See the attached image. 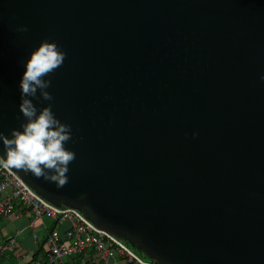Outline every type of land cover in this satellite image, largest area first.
<instances>
[{
    "label": "water",
    "instance_id": "95a60500",
    "mask_svg": "<svg viewBox=\"0 0 264 264\" xmlns=\"http://www.w3.org/2000/svg\"><path fill=\"white\" fill-rule=\"evenodd\" d=\"M42 40L75 158L60 188L12 169L156 264H264V0H0L5 135Z\"/></svg>",
    "mask_w": 264,
    "mask_h": 264
},
{
    "label": "clouds",
    "instance_id": "9594fccd",
    "mask_svg": "<svg viewBox=\"0 0 264 264\" xmlns=\"http://www.w3.org/2000/svg\"><path fill=\"white\" fill-rule=\"evenodd\" d=\"M26 25H18L16 31L26 32ZM66 53L56 41L42 40L32 49L23 62L18 81L19 128H12L8 135L0 132V167L14 168L43 178L57 188L68 182V165L75 158L67 143L73 139L71 126L62 122L52 111V105L38 107L33 101H51L49 74L59 67ZM264 81V75L260 77ZM196 133H193L195 137Z\"/></svg>",
    "mask_w": 264,
    "mask_h": 264
},
{
    "label": "built area",
    "instance_id": "2783aa9c",
    "mask_svg": "<svg viewBox=\"0 0 264 264\" xmlns=\"http://www.w3.org/2000/svg\"><path fill=\"white\" fill-rule=\"evenodd\" d=\"M43 197L12 168L0 167V220L27 215V228L34 230L35 222L46 218L50 228L42 243L41 254L29 264H89L80 257H90L99 264H156L143 260L129 245L101 227L83 209L63 206L58 200ZM66 225L62 233L59 228ZM36 241V234L32 232ZM15 236L9 235L0 242V257L13 253Z\"/></svg>",
    "mask_w": 264,
    "mask_h": 264
},
{
    "label": "crops",
    "instance_id": "0c3cea01",
    "mask_svg": "<svg viewBox=\"0 0 264 264\" xmlns=\"http://www.w3.org/2000/svg\"><path fill=\"white\" fill-rule=\"evenodd\" d=\"M29 218L27 215L21 216L20 218H14V217H8L5 219L0 220V242L5 238L6 236L13 235L16 239V245H15V255H16V261H5L0 260V264H18V261L21 259L20 257V251H23L22 257H24L26 254L29 256V258L26 259V262L24 264L29 263V261L35 257L37 258L39 254H41L42 250V243L44 241V238L46 237V232L50 228V221L46 218H43L40 221L35 222L34 230L31 231L27 228ZM66 228V225H63L59 228V232L62 233L64 229ZM37 230L38 233L35 231ZM32 232L36 234V241L32 238ZM83 262H87L89 260V264H99V262L95 261L93 262L90 257L84 256L80 257ZM144 260V259H143ZM21 262V261H20ZM19 262V264H20ZM118 262H115L113 264H117Z\"/></svg>",
    "mask_w": 264,
    "mask_h": 264
},
{
    "label": "rangeland",
    "instance_id": "374dc122",
    "mask_svg": "<svg viewBox=\"0 0 264 264\" xmlns=\"http://www.w3.org/2000/svg\"><path fill=\"white\" fill-rule=\"evenodd\" d=\"M35 232L38 233L37 230ZM129 247L131 248V250L134 253H136L137 255H139L142 259L148 260L147 257L144 254H142V253L134 250L131 246H129ZM15 254H16L15 251L13 253L5 254V256L0 257V260L3 259L5 261H9V260L10 261H16L17 259H16V255ZM23 254H24L23 251L22 252L20 251V254L19 255H20L21 259L18 261V264H19L20 261H21L20 264H24L26 262V259L29 258V256L27 254L24 257H22Z\"/></svg>",
    "mask_w": 264,
    "mask_h": 264
},
{
    "label": "flooded vegetation",
    "instance_id": "af4514ba",
    "mask_svg": "<svg viewBox=\"0 0 264 264\" xmlns=\"http://www.w3.org/2000/svg\"><path fill=\"white\" fill-rule=\"evenodd\" d=\"M117 235H119L120 237H122V236H123V234H122V233H120V232H117Z\"/></svg>",
    "mask_w": 264,
    "mask_h": 264
},
{
    "label": "trees",
    "instance_id": "16d2710c",
    "mask_svg": "<svg viewBox=\"0 0 264 264\" xmlns=\"http://www.w3.org/2000/svg\"><path fill=\"white\" fill-rule=\"evenodd\" d=\"M32 259L34 260V259H35V257H33ZM27 264H29V263H27Z\"/></svg>",
    "mask_w": 264,
    "mask_h": 264
}]
</instances>
